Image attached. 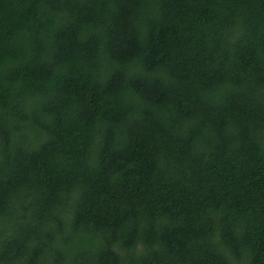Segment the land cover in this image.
<instances>
[{"label":"trees","instance_id":"16d2710c","mask_svg":"<svg viewBox=\"0 0 264 264\" xmlns=\"http://www.w3.org/2000/svg\"><path fill=\"white\" fill-rule=\"evenodd\" d=\"M0 264H264V0H0Z\"/></svg>","mask_w":264,"mask_h":264}]
</instances>
